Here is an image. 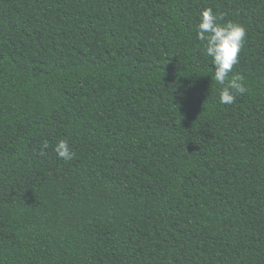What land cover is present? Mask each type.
<instances>
[{"label":"trees","instance_id":"trees-1","mask_svg":"<svg viewBox=\"0 0 264 264\" xmlns=\"http://www.w3.org/2000/svg\"><path fill=\"white\" fill-rule=\"evenodd\" d=\"M0 264H264V0H0Z\"/></svg>","mask_w":264,"mask_h":264},{"label":"clouds","instance_id":"clouds-1","mask_svg":"<svg viewBox=\"0 0 264 264\" xmlns=\"http://www.w3.org/2000/svg\"><path fill=\"white\" fill-rule=\"evenodd\" d=\"M220 19L222 17L212 8L202 9L197 25V39L204 43L205 55L211 59L214 69L211 80L220 86L219 103L231 105L235 103L238 95L248 91L242 77L229 76L233 67L239 63V54L247 33L243 25L234 21L219 23ZM53 150L59 159L64 161L73 159L74 153L66 139L59 140Z\"/></svg>","mask_w":264,"mask_h":264}]
</instances>
